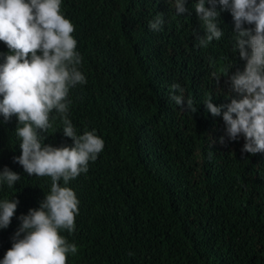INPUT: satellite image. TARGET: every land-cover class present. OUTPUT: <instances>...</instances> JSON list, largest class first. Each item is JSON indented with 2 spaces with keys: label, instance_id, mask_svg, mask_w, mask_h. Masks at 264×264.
Masks as SVG:
<instances>
[{
  "label": "trees",
  "instance_id": "16d2710c",
  "mask_svg": "<svg viewBox=\"0 0 264 264\" xmlns=\"http://www.w3.org/2000/svg\"><path fill=\"white\" fill-rule=\"evenodd\" d=\"M197 2L186 0L187 12L177 15L175 0H62L87 81L70 88L67 116L77 135L95 130L104 141L87 173L66 185L79 200L74 231L60 232L77 247L67 264H264V152H242L243 136L226 135V108L214 117L204 105L242 98L230 93L229 78L245 61L233 17L218 3L224 35L198 45L205 29ZM158 14L163 24L153 31ZM0 54H8L2 42ZM173 84L194 113L170 99L180 95ZM51 117L52 127L38 132L43 145L73 146L55 110ZM16 127L15 116H0V171L20 176L12 188L0 184V201H19L0 229V260L19 217L38 209L51 187L49 177L28 176L14 162Z\"/></svg>",
  "mask_w": 264,
  "mask_h": 264
},
{
  "label": "clouds",
  "instance_id": "9594fccd",
  "mask_svg": "<svg viewBox=\"0 0 264 264\" xmlns=\"http://www.w3.org/2000/svg\"><path fill=\"white\" fill-rule=\"evenodd\" d=\"M185 2L175 0L177 15L187 12ZM205 2L198 0L194 4L205 29L204 35L197 38L198 45L207 47L224 35L217 26L218 3L233 17L235 50L245 64L242 71L229 78L230 93L242 98H233L219 107L210 98L204 105L214 117L226 108V135L231 141L243 136L242 152H264V0H207L209 8ZM61 4L62 0H0V42L8 49V54H0V116L4 122L13 116L17 119L15 134L21 154L14 162L28 176L51 179L50 192L39 208L19 217L20 227L0 264H67L68 255L77 253L76 245L60 234L61 230L74 231L79 211V200L66 185L87 173L89 162L95 161L104 148L95 130L77 135L67 116L70 88L87 81L77 67L82 58L72 35L75 27L62 15ZM162 24V14H158L149 28L160 31ZM245 24L254 27L244 28ZM171 89L180 93L170 97L176 105L196 111L193 100L185 101L179 84L171 85ZM54 110L63 124V135L73 141L71 147L43 145L38 132L52 127ZM223 142L222 137L220 143ZM19 179L7 168L0 171V184L6 183L9 188ZM61 180L65 186H61ZM18 203L0 201V229L9 226Z\"/></svg>",
  "mask_w": 264,
  "mask_h": 264
}]
</instances>
